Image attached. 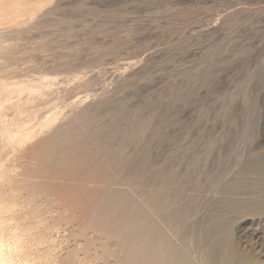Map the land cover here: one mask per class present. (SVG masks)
I'll return each instance as SVG.
<instances>
[{
	"label": "rangeland",
	"instance_id": "374dc122",
	"mask_svg": "<svg viewBox=\"0 0 264 264\" xmlns=\"http://www.w3.org/2000/svg\"><path fill=\"white\" fill-rule=\"evenodd\" d=\"M2 82L35 89L0 91V194L34 264H119V237L95 222L110 191L132 195L130 214L151 215L198 264L216 246L218 264L225 253L264 264V207L223 206L251 196L227 185L264 154V0H0ZM53 115L32 140L6 138L3 121L23 134ZM132 160L141 183L125 186Z\"/></svg>",
	"mask_w": 264,
	"mask_h": 264
},
{
	"label": "bare ground",
	"instance_id": "6f19581e",
	"mask_svg": "<svg viewBox=\"0 0 264 264\" xmlns=\"http://www.w3.org/2000/svg\"><path fill=\"white\" fill-rule=\"evenodd\" d=\"M25 89H27L29 92V99L34 98L35 89H33V87L28 88V86L26 85L17 86L9 85L4 82L0 83V91L9 94L20 93ZM2 105L3 104H1L0 102V109ZM57 120V115L49 116L40 123L39 127H37L36 129L27 128L26 132L23 134L14 133L12 131V127L17 124V122L15 121H3V128L5 129V135L9 143H12L14 145H20L29 140H32L33 138L45 132L47 129L51 128ZM114 127L116 128V126ZM80 143H84V140L82 139L80 140V142L75 141L71 143V145L69 144L70 146L66 145V147H62L59 153H62L63 155H69L71 151L79 147L78 144ZM194 150L196 149L194 148ZM238 165V170L236 171L232 180L228 182L227 188H239L241 186V188L244 187L246 189L247 192L245 194H250L251 196L237 199H225L224 205H222L226 206L227 208H235L239 213L247 212V215H257L259 214L257 212L262 210V208L264 207V201H261L258 197L256 198L253 196H259L262 192H264V154L258 155L254 158L245 159L241 161ZM5 180L6 174L3 171L0 174V182ZM118 180L125 186L128 185L130 182H134L135 184L140 185L141 181L137 175L136 160H132L131 162L125 164L123 171L118 177ZM15 192H17V190ZM222 201L223 199L221 200V202ZM149 202L153 203L154 201L150 198ZM15 207V202L3 199L2 195L0 194V264H34L31 258L28 256V248L25 243L26 234L28 233V231H23L22 229H20V227H18V223H15L17 225L16 230L11 231L9 229L12 224L10 225L11 222L9 223L8 217L10 214H13ZM153 207L156 208L158 211L163 209V206L160 204L153 203ZM132 209H135V198L132 197V195L126 192L118 193L110 191L103 198L96 210V226L104 228L107 231L114 232L120 239V251L118 253L119 255H117L119 264H198L191 257L190 247L186 243V241L182 240L180 243L172 241L171 238L168 237V233H166L165 230H163V228L160 226V223L156 222L153 217H151V215L140 212L131 215L130 212L132 211ZM184 215L185 213L183 212L180 214L181 217H184ZM165 217L168 220V216ZM40 222L43 223L44 221L41 220ZM177 241L179 242V240ZM220 254L221 252L219 251V247L216 246L208 251V253L204 256L202 263L218 264ZM100 255H98V257ZM94 258L96 257L94 256ZM221 264L257 263L253 259L244 258L239 256L238 254L229 255L228 253H225L223 254Z\"/></svg>",
	"mask_w": 264,
	"mask_h": 264
}]
</instances>
